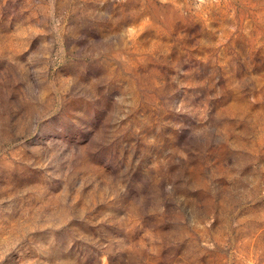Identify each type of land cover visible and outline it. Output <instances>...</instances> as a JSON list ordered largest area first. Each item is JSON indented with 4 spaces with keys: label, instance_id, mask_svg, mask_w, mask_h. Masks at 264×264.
Here are the masks:
<instances>
[{
    "label": "rangeland",
    "instance_id": "rangeland-1",
    "mask_svg": "<svg viewBox=\"0 0 264 264\" xmlns=\"http://www.w3.org/2000/svg\"><path fill=\"white\" fill-rule=\"evenodd\" d=\"M0 264H264V0H0Z\"/></svg>",
    "mask_w": 264,
    "mask_h": 264
}]
</instances>
